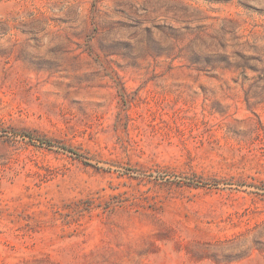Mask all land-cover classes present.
<instances>
[{
  "label": "rangeland",
  "instance_id": "374dc122",
  "mask_svg": "<svg viewBox=\"0 0 264 264\" xmlns=\"http://www.w3.org/2000/svg\"><path fill=\"white\" fill-rule=\"evenodd\" d=\"M0 264H264V0H0Z\"/></svg>",
  "mask_w": 264,
  "mask_h": 264
}]
</instances>
